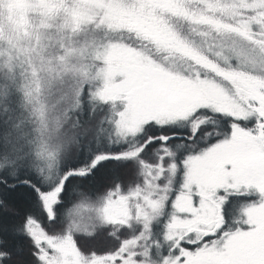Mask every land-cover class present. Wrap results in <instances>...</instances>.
I'll return each mask as SVG.
<instances>
[{"label":"snow or ice","instance_id":"snow-or-ice-1","mask_svg":"<svg viewBox=\"0 0 264 264\" xmlns=\"http://www.w3.org/2000/svg\"><path fill=\"white\" fill-rule=\"evenodd\" d=\"M18 257L264 264V0H0V264Z\"/></svg>","mask_w":264,"mask_h":264},{"label":"trees","instance_id":"trees-1","mask_svg":"<svg viewBox=\"0 0 264 264\" xmlns=\"http://www.w3.org/2000/svg\"><path fill=\"white\" fill-rule=\"evenodd\" d=\"M121 175L122 176L126 175V173L121 172ZM111 178H112V171L109 168L101 169L97 173V176L95 177V181H94L95 187L102 190L106 185H108L111 182ZM14 207L19 211H23L26 210L27 204L23 200H18L15 203ZM9 219L10 220L13 219L11 215L9 216ZM77 239H78V243L86 248L96 249V248H103L108 246V241L103 237L97 238L95 236L78 235ZM9 243L10 246L14 248H19L23 245V241L19 239H10ZM17 264H20L19 257L17 258Z\"/></svg>","mask_w":264,"mask_h":264},{"label":"rangeland","instance_id":"rangeland-1","mask_svg":"<svg viewBox=\"0 0 264 264\" xmlns=\"http://www.w3.org/2000/svg\"><path fill=\"white\" fill-rule=\"evenodd\" d=\"M80 235H84V234H80Z\"/></svg>","mask_w":264,"mask_h":264}]
</instances>
